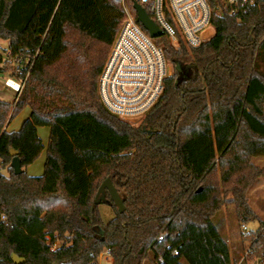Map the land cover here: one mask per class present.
<instances>
[{
	"label": "trees",
	"instance_id": "1",
	"mask_svg": "<svg viewBox=\"0 0 264 264\" xmlns=\"http://www.w3.org/2000/svg\"><path fill=\"white\" fill-rule=\"evenodd\" d=\"M207 1L214 29L207 40L178 51L167 35L155 39L174 72L134 124L99 93L124 20L120 0H0V39L8 43L0 45V74L25 79L14 100L0 98V264H16L13 253L22 264H91L105 248L112 264H144L149 255L154 264H232L215 212L223 193L237 209L246 204L236 187L222 192L214 175L230 161L226 184L241 162L264 156V0L236 16L220 11L222 0ZM13 58L22 59L21 72ZM26 107L29 117L9 130ZM40 126L50 128L47 147ZM44 149L43 174L29 175ZM108 177L125 210L107 192L114 217L104 222L94 199ZM162 233L168 237L158 241ZM251 254L264 264V220Z\"/></svg>",
	"mask_w": 264,
	"mask_h": 264
},
{
	"label": "built area",
	"instance_id": "2",
	"mask_svg": "<svg viewBox=\"0 0 264 264\" xmlns=\"http://www.w3.org/2000/svg\"><path fill=\"white\" fill-rule=\"evenodd\" d=\"M120 1L124 20L101 71L99 93L110 112L131 122L142 120L159 100L164 89V80L169 75L170 63L165 58L162 47L156 43V38L138 20L133 5L127 0ZM135 2L145 8L178 51H181L183 45L195 47L208 39L205 32L211 26L212 10L207 0H134L133 4ZM256 4L257 0H222L220 11L236 16ZM5 56L11 57L9 48ZM12 61L14 69L21 72L22 59L13 58ZM3 78L7 79V75L0 74V79ZM15 79L20 91L25 79ZM243 228L247 229L245 225ZM167 237L168 233H162L158 236V241ZM50 246L54 250L57 244L55 242ZM177 254L176 249L172 250V255ZM158 260L160 263L165 262L162 255ZM112 263L113 257L109 248H105L91 262Z\"/></svg>",
	"mask_w": 264,
	"mask_h": 264
},
{
	"label": "rangeland",
	"instance_id": "3",
	"mask_svg": "<svg viewBox=\"0 0 264 264\" xmlns=\"http://www.w3.org/2000/svg\"><path fill=\"white\" fill-rule=\"evenodd\" d=\"M214 32L213 27H209L208 31L205 32L207 38H209ZM0 45L6 47L7 41L0 39ZM170 63V62H169ZM174 72V66L170 63L168 67V74L171 75ZM13 77L10 72H7V79H0V98L12 101L14 100L17 90L12 88L9 81L13 83ZM8 81V82H7ZM18 87V85H15ZM27 111H23L18 114L11 124V128L14 129L16 124L18 125L21 121L26 119ZM139 121H131L134 124H138ZM45 130L48 127L45 126ZM41 136L44 137L43 130L40 131ZM231 158V156L229 157ZM38 164V163H36ZM230 168V161L218 163L215 171V180H219L221 185V191L224 192L232 186L240 190L246 206L237 209L236 203L233 202L232 194L226 193L223 197L224 203L220 210L215 212V220L219 222L222 233L226 236L229 241V245L232 252V264H254L257 257L249 255V248L251 246L252 238L255 237V232L261 227L262 221L264 220V156H254L248 159L246 162H241V169L237 173H232L229 182L222 181V177L225 172ZM42 169L41 171H43ZM43 173V172H42ZM103 201V202H102ZM100 200L98 204L99 213L104 222H108L114 217L113 207ZM248 208V211L244 208ZM241 212V213H240ZM249 218V220H246ZM243 225L247 229L243 228ZM63 243L62 240H57V246ZM153 255H149L144 264H154L152 261Z\"/></svg>",
	"mask_w": 264,
	"mask_h": 264
},
{
	"label": "water",
	"instance_id": "4",
	"mask_svg": "<svg viewBox=\"0 0 264 264\" xmlns=\"http://www.w3.org/2000/svg\"><path fill=\"white\" fill-rule=\"evenodd\" d=\"M133 8L135 9L137 13V18L141 22V24L144 26L145 29L148 30L149 34L153 38L160 37L164 35V31L156 24V22L150 17L148 12L145 10V8L140 5L139 3H134ZM175 68L177 70H181L182 67L180 63L177 61L175 63ZM11 154L13 156L11 161V166L14 169L15 174H20L23 171L21 159L18 156V151L15 149H11ZM107 192L111 196L112 202L118 207L119 212H123L125 210V205L122 197L120 196L116 186L113 184L111 178H106L100 185L95 199H94V205L99 204L100 200H106V194ZM12 258L14 263L16 264H22L26 261L25 258H22L18 256L17 254L13 253Z\"/></svg>",
	"mask_w": 264,
	"mask_h": 264
},
{
	"label": "crops",
	"instance_id": "5",
	"mask_svg": "<svg viewBox=\"0 0 264 264\" xmlns=\"http://www.w3.org/2000/svg\"><path fill=\"white\" fill-rule=\"evenodd\" d=\"M12 81H13V83L9 81V83H10L9 85L12 88H14V89L16 88L15 90H17V92H18V87L15 86V85H18L17 80L15 78H12ZM25 110L27 111V117H26V119H27L29 117V115H30L31 110H30L29 107H26L21 112H23ZM23 121H21L18 125L16 124V127H14V129H12L11 128V124L13 123V119H12V121L9 124L8 129L9 130H18L21 127ZM44 127L45 126L38 127V133H39L40 137L42 138V141H43L44 145L47 147V145L49 143V139H50V128L48 127V130H45L46 128H44ZM41 130H43L44 137H42L43 135L41 136V134H42L40 132ZM45 160H46V149H44V151L41 153V155L32 164H30L26 168L27 173L29 175H31V176H39V175H42L43 174L42 172H44V170L43 171H41V170L44 169ZM36 163H38V164H36Z\"/></svg>",
	"mask_w": 264,
	"mask_h": 264
}]
</instances>
